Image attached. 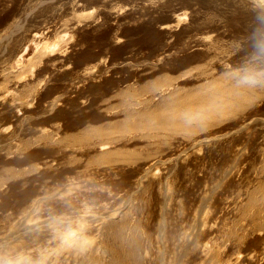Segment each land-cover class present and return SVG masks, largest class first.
<instances>
[{
  "label": "rangeland",
  "instance_id": "rangeland-1",
  "mask_svg": "<svg viewBox=\"0 0 264 264\" xmlns=\"http://www.w3.org/2000/svg\"><path fill=\"white\" fill-rule=\"evenodd\" d=\"M45 252L264 264V0H0V260Z\"/></svg>",
  "mask_w": 264,
  "mask_h": 264
},
{
  "label": "clouds",
  "instance_id": "clouds-1",
  "mask_svg": "<svg viewBox=\"0 0 264 264\" xmlns=\"http://www.w3.org/2000/svg\"><path fill=\"white\" fill-rule=\"evenodd\" d=\"M261 81L255 76L245 75L237 81L238 86L254 87ZM201 114L194 111H185L180 119L186 125H193L201 119ZM93 208L89 204H84L80 213L75 218L67 216L53 217L49 228L52 230L54 239L59 241L58 250L78 249L83 252L91 247L93 237L89 235L92 227L89 217L93 216ZM50 253H41V258L33 260L30 255L19 253L15 257L6 256L0 260V264H46L47 256Z\"/></svg>",
  "mask_w": 264,
  "mask_h": 264
},
{
  "label": "bare ground",
  "instance_id": "bare-ground-1",
  "mask_svg": "<svg viewBox=\"0 0 264 264\" xmlns=\"http://www.w3.org/2000/svg\"><path fill=\"white\" fill-rule=\"evenodd\" d=\"M57 47H58V45H57ZM48 50V49H47ZM47 52V51H46ZM95 256V255H94Z\"/></svg>",
  "mask_w": 264,
  "mask_h": 264
}]
</instances>
